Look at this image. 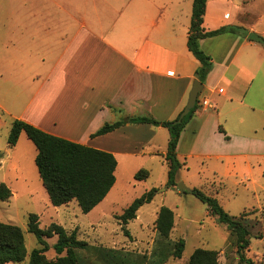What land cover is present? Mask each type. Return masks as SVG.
<instances>
[{
  "label": "crops",
  "instance_id": "1",
  "mask_svg": "<svg viewBox=\"0 0 264 264\" xmlns=\"http://www.w3.org/2000/svg\"><path fill=\"white\" fill-rule=\"evenodd\" d=\"M192 1L49 0L50 5L43 4L33 15V30L25 24L26 14H19L16 47L33 55L36 66L33 92L20 100L14 119L111 152L118 165L120 160L157 157L167 163L170 133L164 126L126 123L93 134L105 123L125 117L173 120L181 113L200 65L188 47ZM52 7L54 12L44 15ZM229 23L240 21L230 12L222 15L208 1L205 30ZM200 44L213 58L203 89L211 107L202 109L197 101L181 132L177 155L183 166L197 160L214 175L222 173V167L209 162L227 170L236 171L242 163L250 173L260 170L264 46L248 35L231 32L203 38ZM6 48L10 52V46Z\"/></svg>",
  "mask_w": 264,
  "mask_h": 264
},
{
  "label": "rangeland",
  "instance_id": "2",
  "mask_svg": "<svg viewBox=\"0 0 264 264\" xmlns=\"http://www.w3.org/2000/svg\"><path fill=\"white\" fill-rule=\"evenodd\" d=\"M208 1L218 6L222 15L230 12L232 19H239L240 23L235 25L237 30L229 32L239 35L254 32L264 36V0ZM43 4L50 5V2L0 0V106L4 110L0 124V184L7 183L13 191L9 200L0 201V220L24 230L28 250L25 260L12 264H29L32 251L42 247L37 236L28 228L30 213L38 214L41 228L57 222L69 231L76 229L78 238L94 247L118 249L131 254L147 253L155 264L165 252L168 257L161 264H187L198 247L218 250L222 264H242L230 238V231L219 216L210 213L207 204L194 193L181 191L178 184L168 185V165L161 157L135 158L128 162L120 160L115 185L107 197L88 213L76 201L60 206L51 202L46 188L41 184L35 162L37 150L32 140L24 132L17 146L10 147L8 144L12 120L19 112L20 100L33 92L32 71L36 66L33 55L27 56L16 47L19 41V14H26L28 19L25 24L33 30V15ZM50 12H54L53 7L46 9L44 15ZM249 24L254 26L255 31H251ZM6 46H10V52H6ZM206 92L203 90L201 96ZM261 162L263 168L252 173L245 163L234 171L231 167L227 170L221 164L209 162L223 168L222 173L214 175L204 170L205 166L200 161L193 160L181 167L176 176L178 183L183 181L188 187H197L215 196L231 214H244L251 225V244L246 256L256 264H264V158ZM140 169L148 170L149 177L136 179L135 174ZM153 187L158 189L154 199L139 208L136 218L125 224L116 217L134 199ZM162 205L169 206L175 213V225L167 240L169 243L160 242L155 228ZM126 227L132 237L125 233ZM180 238L185 239L186 246L183 256L176 258L170 254L169 245ZM57 240V235L47 238L49 249L45 254L49 259L59 256L54 246ZM85 254L81 252L82 256Z\"/></svg>",
  "mask_w": 264,
  "mask_h": 264
},
{
  "label": "trees",
  "instance_id": "3",
  "mask_svg": "<svg viewBox=\"0 0 264 264\" xmlns=\"http://www.w3.org/2000/svg\"><path fill=\"white\" fill-rule=\"evenodd\" d=\"M207 1L194 0L188 35V47L200 62L196 70V76L203 83L213 67V58L201 48V39L237 30L235 25H224L214 30H205L203 22ZM248 37L264 46V36L262 34L252 32L248 34ZM197 106L196 104L179 123L175 122L179 115L173 120H158L148 116L125 117L116 122L105 123L93 135L105 134L126 123L146 122L168 128L170 138L165 157L169 167L167 183L176 186L178 184L177 172L183 166L177 155V144L181 132L194 115ZM0 114L2 115L1 109ZM23 132L27 134L37 148L35 162L42 183L54 205L60 206L76 201L81 209L88 213L105 199L115 185L118 161L113 153L54 135L19 118L12 121L8 137L10 147L17 145ZM135 177L138 180L146 179L149 177V171L140 169ZM157 190L156 187L147 190L134 199L116 217L122 223L128 224L130 220L137 217V212L142 205L154 199ZM192 193L207 204L210 213L218 215L220 221L228 227L230 238L237 248L240 262L242 264H256L246 256V251L251 244V225L244 214L240 216L231 214L219 203L215 196L207 194L200 188H193ZM12 195L11 187L5 182L1 183L0 201L9 200ZM174 225L175 213L173 209L162 205L155 221V228L160 242L169 243L167 240L170 238ZM28 228L37 236L38 242L42 245L41 248L32 251L29 264H155L147 253L131 254L118 249L94 247L86 240L79 239L76 229L69 231L57 222H52L46 228H41L37 213L29 214ZM125 233L132 237L127 227ZM54 235L58 236L54 246L59 256L49 259L45 254L49 249L47 238ZM169 246L171 248L170 254L176 258H181L186 242L185 239L180 238ZM82 251L86 253L83 256L81 255ZM63 253L65 254L62 255ZM165 253L161 255L158 264L167 259L168 253ZM27 254L24 230L18 225L0 220V264L21 262L25 260ZM187 264L222 263L219 260L218 250L198 247L190 255Z\"/></svg>",
  "mask_w": 264,
  "mask_h": 264
},
{
  "label": "water",
  "instance_id": "4",
  "mask_svg": "<svg viewBox=\"0 0 264 264\" xmlns=\"http://www.w3.org/2000/svg\"><path fill=\"white\" fill-rule=\"evenodd\" d=\"M203 89H204V83L201 80H199L198 78L195 79L193 82V86L189 92L188 101H187L185 107L183 108V110L181 111V113L179 114V117L175 120L176 123L181 122L183 120V118L187 114H189L191 109L196 106L198 96ZM178 188L183 192L184 191H186V192H192L193 191V188L188 187L183 181L178 183Z\"/></svg>",
  "mask_w": 264,
  "mask_h": 264
},
{
  "label": "built area",
  "instance_id": "5",
  "mask_svg": "<svg viewBox=\"0 0 264 264\" xmlns=\"http://www.w3.org/2000/svg\"><path fill=\"white\" fill-rule=\"evenodd\" d=\"M219 91L220 92H224V89L220 88ZM201 92H200V94L198 96V100L197 101H200L202 109H207V108L211 107L210 102L208 101L207 97H203V95L201 96Z\"/></svg>",
  "mask_w": 264,
  "mask_h": 264
}]
</instances>
